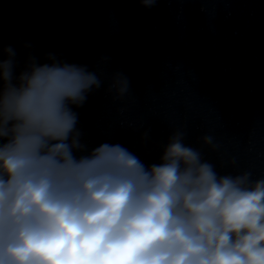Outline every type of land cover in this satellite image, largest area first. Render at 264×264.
Masks as SVG:
<instances>
[{
	"label": "clouds",
	"instance_id": "9594fccd",
	"mask_svg": "<svg viewBox=\"0 0 264 264\" xmlns=\"http://www.w3.org/2000/svg\"><path fill=\"white\" fill-rule=\"evenodd\" d=\"M15 56L0 48V264H264V177L219 175L182 129L160 164L120 144L77 157L70 105L101 88L103 68L49 53L14 76ZM109 81L114 100L130 97L122 72Z\"/></svg>",
	"mask_w": 264,
	"mask_h": 264
},
{
	"label": "water",
	"instance_id": "95a60500",
	"mask_svg": "<svg viewBox=\"0 0 264 264\" xmlns=\"http://www.w3.org/2000/svg\"><path fill=\"white\" fill-rule=\"evenodd\" d=\"M8 46L14 76L30 55L51 63L49 53L103 68L101 88L70 105L85 145L77 157L120 144L146 167L160 164L182 129L219 175L264 177V0H0V48ZM117 71L130 82L125 101L107 91Z\"/></svg>",
	"mask_w": 264,
	"mask_h": 264
}]
</instances>
